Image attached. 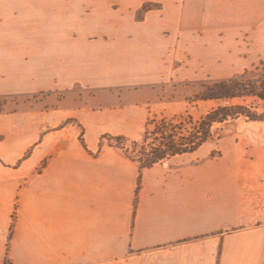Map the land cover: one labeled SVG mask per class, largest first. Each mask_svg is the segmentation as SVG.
I'll return each instance as SVG.
<instances>
[{
    "label": "crops",
    "instance_id": "crops-1",
    "mask_svg": "<svg viewBox=\"0 0 264 264\" xmlns=\"http://www.w3.org/2000/svg\"><path fill=\"white\" fill-rule=\"evenodd\" d=\"M124 1L133 18L144 3L158 9L132 34L89 39L52 36L53 25L75 22L62 0H0V264H264V164L252 149V179H243L237 132L143 169L104 138L139 137L115 92L143 90L151 103L152 91L174 84L169 58L178 47L202 49L206 26L215 38L252 26L253 55L264 58V0H243L244 9L216 0L233 6H220L217 21L206 0H172L159 22L168 36L148 21L164 0ZM182 23L195 33L181 35ZM98 90L106 107L119 106L83 101ZM143 106L142 122L151 114Z\"/></svg>",
    "mask_w": 264,
    "mask_h": 264
},
{
    "label": "rangeland",
    "instance_id": "rangeland-1",
    "mask_svg": "<svg viewBox=\"0 0 264 264\" xmlns=\"http://www.w3.org/2000/svg\"><path fill=\"white\" fill-rule=\"evenodd\" d=\"M122 1L126 4L127 2L130 4V1L124 0H62L61 6H65V11L68 12L67 14L74 12L75 22L69 23L66 20L65 29L63 30H61L60 26L58 28L53 25L50 27L52 30V36L62 37L67 36L68 34H76L85 36L89 39H98L101 34H132L136 32L132 29V27L136 25L135 22H137L136 13L133 18L134 13L130 7H127V9H121L120 7H122ZM164 1L167 3L165 10L160 13H151L148 21L153 26L155 31H158L162 36H168L170 33L168 30L169 27L163 23L159 24V22L161 20L163 21L164 12L168 11V3L171 4L172 0ZM242 3L243 0H241V5ZM217 5L218 8H216ZM220 6L221 4H218L216 0H206L205 7L206 10L209 11V16H211L210 21H217V16H219L217 10L220 9ZM250 6L252 8V2L250 3ZM156 9L158 8L150 9L142 13L141 19L145 17L144 14L146 12ZM230 9H233V6L224 5L221 6L220 12L223 14ZM242 9H244V5H242ZM16 12L14 15L18 14ZM181 12L182 10L180 13ZM206 15L208 16V13H206ZM51 23L52 20H50V26ZM235 24H238V22H235ZM210 25L203 29V33H206L205 35L207 36V41L202 44V49L195 43L190 52L184 51L183 48L179 49L178 47L176 59L169 58L167 61L169 62V69L172 66V68L176 69L178 72L176 74V79L172 80V83L174 84L157 87L154 91H152V95L154 94V97L153 99H150L151 103H148V99L146 97L148 92H144L143 90L124 89L115 92L117 93V96H113L115 101H119L122 104L121 109L126 111L132 119L130 124L135 129L134 134L137 137L139 136L135 140L131 139L135 142L134 144L137 148L143 143V133L147 120L152 119L158 121L159 119L164 118L166 120L176 119L181 123H184L188 121V117L198 120L208 111L216 108L217 106H242L250 111H252L253 108H255L259 113L264 111L263 104L252 97L235 98L229 100L228 102L196 100L195 97L200 93L201 85L207 84L210 81L229 79L246 71L252 72L255 68H261L260 63L264 62V58L253 55L254 50L258 49L252 50V26L248 27L235 25L228 30L225 29L224 32L220 31L218 33L219 36L220 34H224V37L215 38L216 30H214ZM178 28L182 32L180 33L181 35L190 36L195 33L191 31L189 32L188 30L186 31L187 28L192 27H185L184 23H182ZM102 29L105 30L101 32ZM200 30H202V27ZM225 32H227V34H225ZM84 53L88 54V52ZM93 54L95 55V53ZM97 55L99 56L100 54ZM86 56H83V58ZM168 56L170 57V53L169 51H166L163 60L165 57L168 59ZM184 66H186L188 71L185 79H183L184 74H182L184 73L182 72ZM112 93L113 92H111V94ZM94 95L95 97H91V99L89 98L88 100L83 101H86V103L91 106L103 110L107 108L108 110H111L114 106H119V103H116L117 105L109 104V107H106L104 105L105 103H101L100 101L104 100L100 97V90L94 92ZM110 101L112 102L113 99ZM4 102L5 101L3 99H0V109L4 107ZM147 104H150L151 114L148 116L146 121L142 122L141 109L144 107L143 105ZM245 121L250 122L245 117L239 116L238 118L213 125L211 128L212 141L206 142L203 146L206 147L208 144L209 146L216 145L226 134H233V132H237L240 137L238 140L235 159L236 162L242 166L243 179L247 178V176H250V179H252V149L256 151L254 163L264 164V127L259 124H255L253 126L251 124L248 127H245L243 124ZM111 128L115 129L116 127ZM183 129L184 131L181 133L185 134L187 125ZM252 131L254 132L253 138ZM151 138L152 137L149 136L148 143L151 142ZM252 139L254 141L253 146ZM128 146L131 147V144H128ZM137 155V152H135L134 156ZM218 155L219 153L216 148L209 152L206 158H214ZM223 160L226 161V158ZM246 185L249 190H251L252 180L247 182ZM241 194L244 196L243 190ZM250 194H252V191Z\"/></svg>",
    "mask_w": 264,
    "mask_h": 264
},
{
    "label": "trees",
    "instance_id": "trees-1",
    "mask_svg": "<svg viewBox=\"0 0 264 264\" xmlns=\"http://www.w3.org/2000/svg\"><path fill=\"white\" fill-rule=\"evenodd\" d=\"M154 8H158V5L144 3L136 12V20L140 21L142 13ZM260 64L261 68H255L252 72L246 71L229 79L210 81L201 85V91L196 95V100L228 102L235 98L252 97L261 102L264 107V62ZM239 116L245 117L250 122H264V111L259 113L255 108L250 111L242 106H217L198 120L188 117V121L184 123L176 119L166 120L164 118L158 121L147 120L143 143L138 148L135 142L128 138L111 136H104V138L107 139L109 146L119 149L126 158L143 169L152 167L171 156L196 151L206 142L212 141L211 128L213 125ZM184 125H187V129H185L186 133L182 134ZM149 136L152 137L150 143H148ZM128 144H131V147ZM135 152L137 156H134Z\"/></svg>",
    "mask_w": 264,
    "mask_h": 264
}]
</instances>
